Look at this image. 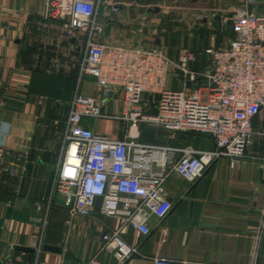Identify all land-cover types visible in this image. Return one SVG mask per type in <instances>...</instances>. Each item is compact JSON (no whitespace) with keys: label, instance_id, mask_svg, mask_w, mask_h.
Masks as SVG:
<instances>
[{"label":"crops","instance_id":"crops-1","mask_svg":"<svg viewBox=\"0 0 264 264\" xmlns=\"http://www.w3.org/2000/svg\"><path fill=\"white\" fill-rule=\"evenodd\" d=\"M170 1L115 0L119 9L105 20L103 41L164 48L162 42L153 39L154 26L157 14L164 13ZM185 2L176 0V7L181 9L183 25H189V6ZM241 5L242 0H216L212 10L234 14ZM251 8L264 14V0ZM44 11V0H0V144L6 147L8 161L21 153L28 154L27 169L18 177L0 167V260L35 263L33 244L44 228V222L34 221L38 217L47 220L41 259L47 264H85L98 253L103 234L118 229L122 222L101 214V201L92 215L72 218L60 198L50 203L46 195L51 173L60 163L72 99L78 87L90 95L95 94L96 87L92 76L80 82L86 38L68 36L58 22L44 18ZM224 24L231 25L223 20ZM229 27L231 34L219 39H200L203 44L197 52L199 61L193 67L209 68L207 50L229 46L235 36L232 25ZM185 44L181 42L174 51L161 50L178 61ZM181 86L179 78H171L170 87ZM151 99V95L144 94L143 104ZM122 109L120 96L103 107L106 113H120ZM84 123L116 138H124L129 128L122 121L85 118ZM133 132L148 144L214 147L206 135H173L153 123H142ZM262 152V147L250 150L255 155ZM261 166L260 159L245 157L233 163L221 157L194 183L171 178L165 190L174 207L161 221L151 218V234L145 236L131 225L124 227L123 239L139 245L143 254L125 264H154L156 257L184 260L187 264H264ZM99 258L106 264H119L108 252L100 253Z\"/></svg>","mask_w":264,"mask_h":264},{"label":"built area","instance_id":"built-area-1","mask_svg":"<svg viewBox=\"0 0 264 264\" xmlns=\"http://www.w3.org/2000/svg\"><path fill=\"white\" fill-rule=\"evenodd\" d=\"M258 0H242V5L225 23L235 36L227 48L209 49L207 69L193 67L196 52L185 50L178 61L159 48L144 45L111 44L103 41L105 20L118 11L115 0H44V18L58 22L65 34L85 37L81 62L85 76L95 79V94L79 87L71 102L64 131V144L50 203L60 198L72 218L90 216L99 201L101 214L119 218L122 225L102 236L98 253L85 264H106L99 258L111 253L119 264L143 256L139 245H131L121 235L127 225L145 236L152 232L151 218L160 221L172 211L166 183L173 177L194 183L221 157L235 161L250 157L262 161L264 172V14L251 5ZM179 78L181 88L170 87ZM152 99L143 104V95ZM120 96V113H106L103 107ZM151 109V110H150ZM85 118L122 121L129 124L124 138L95 131ZM142 123L162 126L174 134L196 133L210 137L214 147L197 149L168 144H148L133 130ZM262 147L261 155L250 154ZM28 154L7 160L0 144V167L13 177L27 169ZM42 210V207H39ZM44 228L33 247L34 264L41 259ZM70 223V222H69ZM154 264H187L163 257ZM0 264H16L11 259Z\"/></svg>","mask_w":264,"mask_h":264},{"label":"rangeland","instance_id":"rangeland-1","mask_svg":"<svg viewBox=\"0 0 264 264\" xmlns=\"http://www.w3.org/2000/svg\"><path fill=\"white\" fill-rule=\"evenodd\" d=\"M186 3V2H185ZM189 6V25H183L181 21V9L176 7V0H171L164 13L157 14L154 26V41L159 40L164 45V51H174L181 42L186 43V50L200 52L204 39H219L218 37L231 34V26L223 25V20L231 18L233 14L214 13L216 0H187ZM156 15V14H155ZM217 22H220L217 26ZM214 37V38H213ZM219 48V44L214 46ZM167 48V49H166ZM205 50V49H203Z\"/></svg>","mask_w":264,"mask_h":264},{"label":"water","instance_id":"water-1","mask_svg":"<svg viewBox=\"0 0 264 264\" xmlns=\"http://www.w3.org/2000/svg\"><path fill=\"white\" fill-rule=\"evenodd\" d=\"M54 177H55V171H52L50 179H49L48 187H47V192H46L47 196H50V194H51L53 182H54Z\"/></svg>","mask_w":264,"mask_h":264}]
</instances>
